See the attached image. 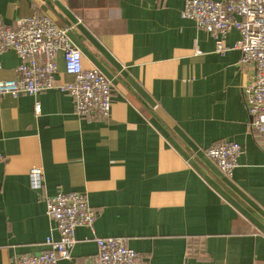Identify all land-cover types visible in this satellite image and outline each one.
Returning a JSON list of instances; mask_svg holds the SVG:
<instances>
[{
	"label": "crops",
	"instance_id": "0c3cea01",
	"mask_svg": "<svg viewBox=\"0 0 264 264\" xmlns=\"http://www.w3.org/2000/svg\"><path fill=\"white\" fill-rule=\"evenodd\" d=\"M185 2L0 0L8 28L35 13L68 28L83 68L97 69L112 93L107 119L78 117L56 89L0 97V264L48 251L59 236L45 197L70 192L87 196L97 217L75 230L71 258L57 264H93L100 238L123 239L145 264H264V141L241 90L252 68L240 64L236 30L216 52L182 17ZM56 60L55 83H71ZM20 62L1 53L0 80ZM222 141L241 146L232 178L204 155Z\"/></svg>",
	"mask_w": 264,
	"mask_h": 264
},
{
	"label": "built area",
	"instance_id": "2783aa9c",
	"mask_svg": "<svg viewBox=\"0 0 264 264\" xmlns=\"http://www.w3.org/2000/svg\"><path fill=\"white\" fill-rule=\"evenodd\" d=\"M182 17L196 24L215 41V51L225 52L224 38L236 30L239 41L234 46L240 52L242 67L252 68V80L242 85L244 107L250 129L264 141V0H229L226 3L209 0H186ZM14 29L0 19V54L13 50L20 64L15 77L0 80V97L39 96L49 90L69 95L79 117L95 115L107 119L111 114V82L97 69H84L81 53L68 38V28L58 27L46 15L35 13L15 21ZM58 56L62 57L65 75L71 83H55ZM36 112L39 105H35ZM241 146L236 142H217L204 151L219 171L232 178ZM3 158L0 155V163ZM33 189H41L42 173L29 171ZM45 215L55 224L58 240L48 238V251L20 255L13 264H57L71 258L76 244V229H92L97 214L88 204L87 196L74 192L45 197ZM97 253L93 264H145L136 251L125 247L121 238L96 240Z\"/></svg>",
	"mask_w": 264,
	"mask_h": 264
}]
</instances>
